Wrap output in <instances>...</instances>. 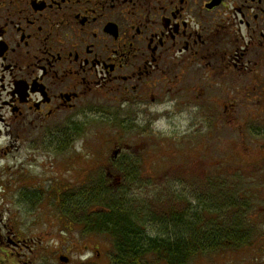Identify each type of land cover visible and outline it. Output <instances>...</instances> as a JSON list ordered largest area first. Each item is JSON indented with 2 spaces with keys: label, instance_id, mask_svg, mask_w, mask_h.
Returning <instances> with one entry per match:
<instances>
[{
  "label": "flooded vegetation",
  "instance_id": "af4514ba",
  "mask_svg": "<svg viewBox=\"0 0 264 264\" xmlns=\"http://www.w3.org/2000/svg\"><path fill=\"white\" fill-rule=\"evenodd\" d=\"M257 69H264V0H0V139L17 148L34 136L64 135L69 121L103 107L107 131L127 146L106 157L109 169L136 157L138 145L126 137L149 138L160 117L223 103L217 120L253 99L242 128L257 140L264 136ZM234 122L229 129L240 132ZM169 146L158 143L156 152ZM156 154H137V166Z\"/></svg>",
  "mask_w": 264,
  "mask_h": 264
},
{
  "label": "rangeland",
  "instance_id": "374dc122",
  "mask_svg": "<svg viewBox=\"0 0 264 264\" xmlns=\"http://www.w3.org/2000/svg\"><path fill=\"white\" fill-rule=\"evenodd\" d=\"M257 74L264 79V69H257ZM224 93L233 97L228 86ZM253 102L238 100L233 115L226 114L217 120V113L225 104L201 108L191 105L184 107L180 115L156 120V132L149 138L145 134L126 137L127 144L138 145L135 156H146L153 150L157 153L155 159L143 166L140 184L123 185L151 215H156L157 208L160 211L171 204L180 206V197L185 198L187 205H197L205 182L219 178L226 185H237L238 206H244V214L256 221L252 248L200 254L187 264H264V149L260 151L256 146L264 136L256 140L242 128L248 122ZM226 105L229 108V102ZM108 117L103 107L86 110L69 121L64 135H49L44 140L34 136L32 141H19L17 148L10 145L14 144L11 137L0 139V264H64L58 260L61 255L69 258L66 264H109V239L87 237L78 226L67 225L58 207L61 195L84 186L89 177L94 181L103 174L109 185L121 184L120 176L109 171L104 161L113 150L127 146L123 140L115 139L114 132L107 131ZM207 117L217 122L211 128L206 127ZM184 119L188 123L181 132L179 125ZM232 119L235 127L241 123L240 132L229 129ZM215 128L221 129L216 132ZM158 143L171 146L166 147L167 152H156ZM168 160L171 162L167 163ZM34 193L35 203L28 199ZM146 229L153 235L160 232L153 224ZM88 252L92 256L82 260ZM147 259L157 264L152 256Z\"/></svg>",
  "mask_w": 264,
  "mask_h": 264
},
{
  "label": "trees",
  "instance_id": "16d2710c",
  "mask_svg": "<svg viewBox=\"0 0 264 264\" xmlns=\"http://www.w3.org/2000/svg\"><path fill=\"white\" fill-rule=\"evenodd\" d=\"M138 161L137 156L130 157L127 165L114 162L109 167L123 173L118 186L109 185L106 175L101 174L94 181L89 177L84 186L64 193L58 200L67 225L78 226L87 237L109 239V264H152L149 256L157 264H187L200 254L255 246L256 221L244 214V206H238L237 185H226L219 178L208 180L197 205H187L180 197V206L171 204L160 211L157 208L156 215H151L142 201L123 187L141 183L144 173ZM28 199L35 203L37 195ZM151 224L159 228L160 234L147 231Z\"/></svg>",
  "mask_w": 264,
  "mask_h": 264
},
{
  "label": "clouds",
  "instance_id": "9594fccd",
  "mask_svg": "<svg viewBox=\"0 0 264 264\" xmlns=\"http://www.w3.org/2000/svg\"><path fill=\"white\" fill-rule=\"evenodd\" d=\"M170 106H171V105H169V107H170ZM194 110H195V109H193V111H194ZM182 115H183V114H182ZM187 123H188V121H187L186 119L180 121V125H179V127H180V131H181V132H183V130H184V128L186 127ZM91 256H92V253H91V252H88V253H86L84 256H82L81 259H82V260H84V259H88V258L91 257Z\"/></svg>",
  "mask_w": 264,
  "mask_h": 264
},
{
  "label": "water",
  "instance_id": "95a60500",
  "mask_svg": "<svg viewBox=\"0 0 264 264\" xmlns=\"http://www.w3.org/2000/svg\"><path fill=\"white\" fill-rule=\"evenodd\" d=\"M59 261L61 262V263H67L68 262V258L67 257H65V256H59Z\"/></svg>",
  "mask_w": 264,
  "mask_h": 264
}]
</instances>
